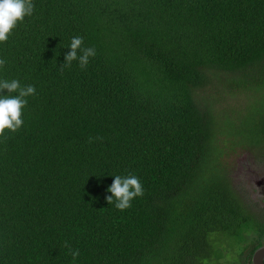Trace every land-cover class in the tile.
Masks as SVG:
<instances>
[{
    "label": "trees",
    "instance_id": "trees-1",
    "mask_svg": "<svg viewBox=\"0 0 264 264\" xmlns=\"http://www.w3.org/2000/svg\"><path fill=\"white\" fill-rule=\"evenodd\" d=\"M33 4L0 43V79L35 87L0 136V264L218 260V236L256 224L227 160L264 150V0ZM74 36L96 55L61 71ZM219 94L245 101L216 111ZM128 174L144 193L119 211Z\"/></svg>",
    "mask_w": 264,
    "mask_h": 264
},
{
    "label": "clouds",
    "instance_id": "clouds-1",
    "mask_svg": "<svg viewBox=\"0 0 264 264\" xmlns=\"http://www.w3.org/2000/svg\"><path fill=\"white\" fill-rule=\"evenodd\" d=\"M33 0H0V43L8 40L17 25L24 21L25 17L31 16L34 12ZM83 37L74 36L68 46L70 51L64 56V63L60 65V70L70 68L73 61L79 62V67L83 70L87 68L89 58L96 55L94 47H82ZM79 51V55H78ZM6 61L0 59V68ZM7 90V95H0V136L5 130L16 132L24 123L23 109L27 105V97L35 94L33 85L21 86L16 79H0V92ZM93 138H89L92 142ZM102 140V137H95ZM258 191V190H257ZM111 193L105 199L108 204H113L119 211H124L131 207L133 199L140 197L144 193L140 179L132 174L126 176L115 175L112 184L107 188ZM64 247L68 248L67 242ZM69 254L73 259L78 257L79 250L69 248Z\"/></svg>",
    "mask_w": 264,
    "mask_h": 264
},
{
    "label": "flooded vegetation",
    "instance_id": "flooded-vegetation-1",
    "mask_svg": "<svg viewBox=\"0 0 264 264\" xmlns=\"http://www.w3.org/2000/svg\"><path fill=\"white\" fill-rule=\"evenodd\" d=\"M251 156V162L243 160L244 164L239 167L238 176L237 173L231 177L234 185L240 187V181H243L242 186L244 189L245 199L251 201V208L246 207L251 218L256 223L250 226L246 234L247 241L238 250L237 255H231L227 259L223 255L210 264H254V253L260 248H264V150L257 152L255 155L253 152H246ZM242 164V162H241ZM248 167L246 172L241 176L240 168ZM237 182V183H236ZM258 190V191H257ZM246 206V203L244 204ZM251 229V231H249ZM244 233H240L241 240ZM223 254V253H222ZM262 264H264V257L262 258Z\"/></svg>",
    "mask_w": 264,
    "mask_h": 264
},
{
    "label": "rangeland",
    "instance_id": "rangeland-1",
    "mask_svg": "<svg viewBox=\"0 0 264 264\" xmlns=\"http://www.w3.org/2000/svg\"><path fill=\"white\" fill-rule=\"evenodd\" d=\"M250 93L247 94L246 97V102L248 103L250 100H252L251 97H249ZM238 99V100H237ZM241 100H243V102L245 101V98L242 95H238L237 97L231 96L230 94H219L218 98L215 100L216 102V111H221V110H225L224 113H228V108L231 107L232 109V114H233V110L237 111L238 107H240L241 105ZM246 160V162L250 163L251 162V156L246 153L245 151H238L237 153H235L234 155H230L229 159L227 160V163L230 165L228 168V173L230 175V177L233 174L237 173L238 176V171H239V167L241 165H246L244 164L243 160ZM242 162V164H241ZM248 167H244V168H240V173L241 176L243 175V173L246 172V169ZM243 183V181H240V183ZM237 183V182H236ZM235 187L236 192L238 193V196H240L241 198L244 199V202L246 203V207L248 206V208L252 207V204L250 203L251 201L245 199V195H244V189L243 186ZM249 231H251V229H249ZM244 236L241 240L238 241V239L234 238V237H230L227 238L226 236H218L215 240L216 242V246H218L221 250H222V255L224 258L227 257V259L229 257H231V255H237L238 250L241 249L242 245L247 241V237L246 234L244 233Z\"/></svg>",
    "mask_w": 264,
    "mask_h": 264
},
{
    "label": "water",
    "instance_id": "water-1",
    "mask_svg": "<svg viewBox=\"0 0 264 264\" xmlns=\"http://www.w3.org/2000/svg\"><path fill=\"white\" fill-rule=\"evenodd\" d=\"M264 257V248H260L254 253V264H262V258Z\"/></svg>",
    "mask_w": 264,
    "mask_h": 264
}]
</instances>
